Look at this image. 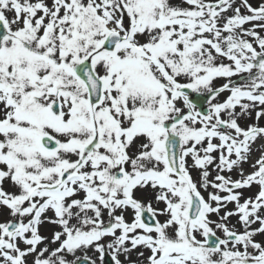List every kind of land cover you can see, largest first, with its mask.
Listing matches in <instances>:
<instances>
[{
    "label": "snow or ice",
    "instance_id": "6c2138e0",
    "mask_svg": "<svg viewBox=\"0 0 264 264\" xmlns=\"http://www.w3.org/2000/svg\"><path fill=\"white\" fill-rule=\"evenodd\" d=\"M261 121L264 0H0V264H264Z\"/></svg>",
    "mask_w": 264,
    "mask_h": 264
},
{
    "label": "rangeland",
    "instance_id": "374dc122",
    "mask_svg": "<svg viewBox=\"0 0 264 264\" xmlns=\"http://www.w3.org/2000/svg\"><path fill=\"white\" fill-rule=\"evenodd\" d=\"M253 3H255V0H253ZM217 83H219V81H217ZM193 95H195V94H193ZM261 123L264 124V121H261ZM194 176H195V173H194ZM233 178L235 179L236 177L233 176ZM252 192H255V189H253ZM251 194H252L251 192L246 193V195H251ZM232 207H233L232 205H229V208H232ZM213 218H215V217H213ZM232 224H236V218L235 217L232 218ZM237 227H239V225H237ZM257 239H261V237H257Z\"/></svg>",
    "mask_w": 264,
    "mask_h": 264
},
{
    "label": "bare ground",
    "instance_id": "6f19581e",
    "mask_svg": "<svg viewBox=\"0 0 264 264\" xmlns=\"http://www.w3.org/2000/svg\"><path fill=\"white\" fill-rule=\"evenodd\" d=\"M245 167L247 168V165H245ZM248 170H250V169H248Z\"/></svg>",
    "mask_w": 264,
    "mask_h": 264
}]
</instances>
